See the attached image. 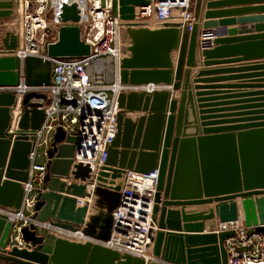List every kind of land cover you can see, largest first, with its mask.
<instances>
[{"label": "water", "instance_id": "1", "mask_svg": "<svg viewBox=\"0 0 264 264\" xmlns=\"http://www.w3.org/2000/svg\"><path fill=\"white\" fill-rule=\"evenodd\" d=\"M15 1L0 0L1 21L14 17ZM151 1L113 0V15L126 21L135 20L136 7L148 6ZM202 6L203 0H195L196 24L192 32L176 24H166L157 29L137 26L127 29L132 45L130 57L123 59L121 64L122 83L154 84L166 89L151 94L132 92L120 95L119 107L122 111L118 114V134L109 148L107 167L100 173L94 192H87L86 185L62 181L70 177L75 147L69 144L76 143V139L66 137L62 129L55 135L48 151V171L42 188L36 190L34 219L40 223L51 222L54 227L71 232L81 230L89 240L85 243L69 241L30 224L22 229V239L27 247L13 246L9 251L11 256L27 264H146L141 258L121 254L100 243L108 242L111 238L113 212L121 204V183H117L116 179H121L127 171L141 174L159 172L153 205V222L158 230L153 238L154 261L150 264H228L224 242L235 235L234 231L212 230L202 235L164 231L201 234L204 233V225L195 222L213 220L215 214L220 224L238 222V204L234 201L238 198L243 199L247 235H259L264 239V123L250 125L239 132V129L200 131L196 127L197 109L202 127L228 123H210L213 118L207 116L224 110L207 111L212 107L203 105L208 101L202 98L211 94L193 93V89L219 88L199 85L193 88L191 85L200 23L203 22L201 48L228 43V40L212 43L210 39L217 34L212 29L217 28L218 24L228 25L229 21H212L216 14L206 12L202 15ZM214 6L209 3L207 8ZM61 19L66 25L60 29L59 41L47 48V55L50 58L88 56L90 46L81 40L80 28L69 25L70 22L80 21L77 4H65ZM259 19L264 20V17ZM257 38L264 39V36L254 39ZM18 44V37L11 31H7L2 38L0 87L20 84V60L9 55ZM173 52L178 53L176 68L171 58ZM213 55L204 53L208 58ZM213 64L205 62V66ZM245 66L264 69V63ZM215 73L223 72L201 70L195 83H206L197 80ZM25 74L27 85L48 86L51 83V62L40 57H28L25 60ZM178 91L181 94L176 99L173 92ZM195 97L199 103L197 109ZM34 99L45 97L28 94L22 99L21 119L18 128L13 131L12 115L18 107V98L10 92L0 93V205L16 210L23 203L22 184L29 180L32 144L28 135L39 130L45 120L41 105ZM132 113L141 116L133 120L129 117ZM89 173L88 166L78 165L73 175L75 179L86 181L90 178ZM254 196L258 198L254 199ZM76 198L89 202L78 206ZM214 202L217 203L215 208L206 212H185L187 206ZM176 206H181L182 210L168 209ZM90 207L95 213L87 217ZM180 217L185 230H181ZM12 226L5 216H0L2 251L9 243ZM214 228L212 224L211 229ZM184 238L188 247L184 246ZM252 249L246 247L237 251L242 253Z\"/></svg>", "mask_w": 264, "mask_h": 264}, {"label": "built area", "instance_id": "2", "mask_svg": "<svg viewBox=\"0 0 264 264\" xmlns=\"http://www.w3.org/2000/svg\"><path fill=\"white\" fill-rule=\"evenodd\" d=\"M72 3L78 6L80 21L70 22L69 25L80 28L81 40L90 46V54L50 58L47 48L59 41L60 29L66 25L61 19L64 5ZM18 7L22 9L20 13ZM194 8L195 0H152L148 6L136 7L135 20L126 21L113 15V0H16L14 16L19 22L8 24L0 20V45L8 31L7 27L19 40L18 47L9 55L20 60V84L16 87H0V93L10 92L18 98L17 109L20 110L16 115L17 109L13 112V130L18 128L21 119L22 99L28 94L45 97L33 100L41 105L45 120L39 130L28 135L32 148L29 154V180L22 184V206L16 210L0 205V216H5L13 225L10 249L13 246L27 247L22 239V229L30 224L45 228L69 241L85 243L89 240L81 230L71 232L54 227L51 222L40 223L34 219L36 190L42 188L48 171V151L55 135L62 129L66 137L76 139V143L69 144L75 147L70 177L62 181L86 185L87 192H94L100 173L107 167L109 148L118 134V114L122 111L119 107L120 95L132 92L151 94L164 89L154 84L122 83L121 64L123 59L130 57L132 45L127 29L136 26L133 22L138 21L150 29L176 24L192 32L196 24ZM28 57H40L51 62L50 85H27L25 60ZM78 165L89 167L90 178L86 181L75 179L73 172ZM158 178V170L150 174L127 171L123 175L120 182L121 204L113 212L110 240L100 242L103 246L141 258L146 264L154 261L153 238L158 227L153 222V205ZM76 199L78 206L85 204L83 199ZM217 231L235 232L224 242L228 264L264 261L263 237L248 236L247 228L239 221L221 224ZM246 247L253 249L242 253L237 251Z\"/></svg>", "mask_w": 264, "mask_h": 264}, {"label": "crops", "instance_id": "3", "mask_svg": "<svg viewBox=\"0 0 264 264\" xmlns=\"http://www.w3.org/2000/svg\"><path fill=\"white\" fill-rule=\"evenodd\" d=\"M209 3H213L215 6L211 9L207 8ZM206 12H212L216 14V17L212 21L220 23L222 21H229L228 25L221 26L218 24L217 28L212 29L216 32V36H213L210 40L212 43L216 40H228L227 44L216 46L212 44L211 47L203 49L200 47V41L202 37V24L199 25V38L198 47L195 54V69L191 76V85L194 88L199 85L202 87H217L219 89H205L195 90L193 93L198 92L210 93L211 96H206L205 99L208 102L203 103L205 106H211L207 108V111L224 110L222 113L210 114L207 117H212L210 123H222L213 124L214 126L202 127L198 113L197 103L198 98L195 97V105L197 109L198 124L196 127L200 131L214 130V129H239L237 132L246 129L250 125H259L264 123V69H254L253 67H246L247 64L258 65L264 63V39L255 37L264 36V20H260L259 17H264V0H203L202 15ZM258 19V20H256ZM243 20V21H241ZM220 49H226L222 53L217 52ZM204 53H214L210 58L205 57ZM174 67L177 65L178 53L173 52L171 55ZM209 60H206V59ZM215 63L211 66H205V62ZM241 61V62H239ZM226 62V64H221ZM244 67V68H243ZM201 70L221 71L223 73L210 74L199 78L197 81H207L206 83H195L197 79V73ZM202 79V80H201ZM166 89V88H164ZM169 89V88H168ZM171 90V89H169ZM181 91L173 92V97L179 99ZM217 106V107H213ZM258 106V107H256ZM14 131V130H13ZM258 197L254 196V199ZM238 204L239 222L244 225L243 220V199L238 198L234 200ZM92 203V202H91ZM217 203L187 206L185 212H206L211 208L214 209ZM168 209L181 211V206L169 207ZM95 210H90L87 213V217L93 215ZM181 230H185L184 222L180 217ZM203 223L204 233L190 234L184 232H173L165 230V233H176L183 235H202L212 232V230H219L221 227L220 219L215 214L213 220ZM214 224L215 228L211 229V225ZM184 246L188 247L186 239L184 238Z\"/></svg>", "mask_w": 264, "mask_h": 264}, {"label": "flooded vegetation", "instance_id": "4", "mask_svg": "<svg viewBox=\"0 0 264 264\" xmlns=\"http://www.w3.org/2000/svg\"><path fill=\"white\" fill-rule=\"evenodd\" d=\"M10 248H5L4 251L0 249V264H27L21 260H18L9 254Z\"/></svg>", "mask_w": 264, "mask_h": 264}, {"label": "bare ground", "instance_id": "5", "mask_svg": "<svg viewBox=\"0 0 264 264\" xmlns=\"http://www.w3.org/2000/svg\"><path fill=\"white\" fill-rule=\"evenodd\" d=\"M22 11V9H21V7H18V12L20 13ZM15 20H16V18H14V22H15ZM133 24H136V26L137 27H146V25H143V23H141V22H138V21H135V22H133ZM145 24V23H144ZM19 25V24H18ZM18 29H16V31H17ZM15 31V30H14ZM19 108L15 111V115L19 112ZM133 114V113H132ZM132 114H129V117H131V118H133V115ZM137 114H139V113H137ZM134 119V118H133ZM123 177V176H122ZM123 179V178H122ZM89 202V200H87V199H83V202ZM91 202H93V200H91L90 201V203ZM85 205V204H84ZM250 264H264V261H260V262H254V261H252Z\"/></svg>", "mask_w": 264, "mask_h": 264}, {"label": "rangeland", "instance_id": "6", "mask_svg": "<svg viewBox=\"0 0 264 264\" xmlns=\"http://www.w3.org/2000/svg\"><path fill=\"white\" fill-rule=\"evenodd\" d=\"M14 18H15V16L13 17V18H11V19H7V20H3L4 22H6V23H8V24H12V22H14L13 20H14ZM19 22V20L18 19H16L15 20V23H18ZM152 24H154V21H152ZM7 27V26H6ZM7 29H8V31H10V28L9 27H7ZM14 31V30H13ZM138 93V92H137ZM133 115V118L134 119H136V118H140V116H141V114H137V113H133L132 114ZM132 118V119H133ZM133 119V120H134ZM15 131V130H14ZM123 178V177H122ZM122 178L120 179V178H118V179H116V182L117 183H120L121 181H122ZM92 205H93V202H92ZM92 210H93V208L91 207V212H92ZM11 243H9L8 244V247L10 248L11 247Z\"/></svg>", "mask_w": 264, "mask_h": 264}]
</instances>
